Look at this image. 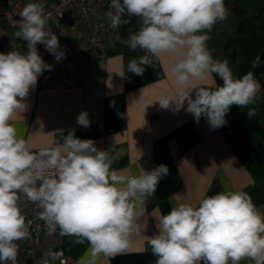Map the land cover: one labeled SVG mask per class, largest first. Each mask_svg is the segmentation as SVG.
I'll list each match as a JSON object with an SVG mask.
<instances>
[{"label": "clouds", "instance_id": "1", "mask_svg": "<svg viewBox=\"0 0 264 264\" xmlns=\"http://www.w3.org/2000/svg\"><path fill=\"white\" fill-rule=\"evenodd\" d=\"M229 14L225 0H110L105 13L113 28L129 23L126 17L139 18V30L122 43L144 55L130 60L127 72L143 75L154 59L177 55L169 68L176 94L163 93L157 102L177 112L186 104L196 122L203 116L213 130L225 125L231 106L252 104L260 87L252 72L234 78L228 61L215 59L207 46V33ZM19 17L15 36L27 42V52L0 53V264H17L16 242L29 235L21 195L39 206L49 232L59 229L78 237V243L87 241V264H95L100 254L114 256L130 247L140 205L155 194L168 169L161 164L138 176L118 174L110 151L77 138L74 130L38 151L18 136L12 121L27 111L25 101L38 78L53 69L37 45L43 44L57 62L65 56L47 26L41 0L25 5ZM210 73L222 86H201ZM76 122L88 128L89 114L82 111ZM156 228L147 237L155 264H240L243 259L264 264V212L246 192L221 191L196 204L180 202L159 217Z\"/></svg>", "mask_w": 264, "mask_h": 264}, {"label": "crops", "instance_id": "2", "mask_svg": "<svg viewBox=\"0 0 264 264\" xmlns=\"http://www.w3.org/2000/svg\"><path fill=\"white\" fill-rule=\"evenodd\" d=\"M17 1L12 2L14 8ZM31 2L27 0L25 5ZM8 3L11 0H0V53H25L24 42L15 36L20 12L11 15L6 11ZM225 4L230 14L207 33V46L215 59L228 61L234 78L252 72L260 86L256 98H260L264 96V1L257 11L234 0H225ZM126 18L129 23L117 28L119 40L110 47L104 70L87 72L79 87L39 89L37 83L25 101L27 111L12 121L18 136L26 139L33 151L62 142L74 130L77 138L91 139L99 150L110 151L111 168L118 174L138 176L142 169L167 166V175L155 194L140 205L130 247L114 256L100 254L95 264H155L147 237L156 234L159 217L180 202L196 204L221 191H243L264 212V192L254 185L220 130H213L203 116L196 122L186 112V104L177 112L161 108L157 102L163 93L176 94L169 68L177 55L168 53L154 59L143 75L127 72L128 62L144 52L132 51L122 43L140 27L139 18ZM222 84L219 76L210 73L201 86ZM149 103L152 105L147 106ZM82 111L89 114L88 128L76 122ZM89 259L88 244L64 264H87ZM28 264L34 262L30 259ZM240 264L253 262L243 259Z\"/></svg>", "mask_w": 264, "mask_h": 264}, {"label": "built area", "instance_id": "3", "mask_svg": "<svg viewBox=\"0 0 264 264\" xmlns=\"http://www.w3.org/2000/svg\"><path fill=\"white\" fill-rule=\"evenodd\" d=\"M43 4L47 26L57 34L65 56L57 62L43 44L37 45L39 55L53 66L38 78V88L79 87L87 72L106 68L109 49L119 40L117 28L105 15L109 0H50ZM23 42L26 53L27 42ZM20 207L30 223L28 237L16 242L17 264H28L29 258L34 264L66 263L71 256L62 247L65 235L59 229L49 232L39 206L22 195Z\"/></svg>", "mask_w": 264, "mask_h": 264}, {"label": "trees", "instance_id": "4", "mask_svg": "<svg viewBox=\"0 0 264 264\" xmlns=\"http://www.w3.org/2000/svg\"><path fill=\"white\" fill-rule=\"evenodd\" d=\"M246 8L257 11L264 0H234ZM254 115L249 117L248 111ZM226 123L218 128L234 153L240 159L254 185L264 192V96L254 99L247 108L233 105L225 116ZM78 237L65 235L62 245L69 256H77L88 245L77 242Z\"/></svg>", "mask_w": 264, "mask_h": 264}, {"label": "rangeland", "instance_id": "5", "mask_svg": "<svg viewBox=\"0 0 264 264\" xmlns=\"http://www.w3.org/2000/svg\"><path fill=\"white\" fill-rule=\"evenodd\" d=\"M27 0H18L17 1V5H16V7L14 8L13 7V4H12V2H13V0H11V3H8L7 4V6L9 7V9H8V7H7V9H6V11H8V12H10V14L11 15H16V13L14 14V12H16L17 10L19 11V12H21V10L24 8V6H25V2H26ZM28 1H33V0H28ZM46 1H50V0H42V3H45ZM10 10V11H9ZM20 14V13H19ZM29 260H30V258L27 260V263H29Z\"/></svg>", "mask_w": 264, "mask_h": 264}]
</instances>
